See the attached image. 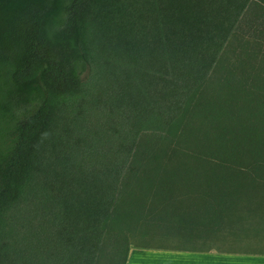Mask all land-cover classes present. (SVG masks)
<instances>
[{
	"label": "trees",
	"instance_id": "obj_1",
	"mask_svg": "<svg viewBox=\"0 0 264 264\" xmlns=\"http://www.w3.org/2000/svg\"><path fill=\"white\" fill-rule=\"evenodd\" d=\"M263 200L264 0H0V264H127Z\"/></svg>",
	"mask_w": 264,
	"mask_h": 264
},
{
	"label": "rangeland",
	"instance_id": "obj_2",
	"mask_svg": "<svg viewBox=\"0 0 264 264\" xmlns=\"http://www.w3.org/2000/svg\"><path fill=\"white\" fill-rule=\"evenodd\" d=\"M247 40L252 42L250 38ZM231 62L236 65V58L232 57ZM150 233L152 235L134 236L130 244L131 248L264 252V200L259 205L252 206V210L241 215L234 224L230 226L227 224L225 229L215 237L187 239L166 236L159 230Z\"/></svg>",
	"mask_w": 264,
	"mask_h": 264
},
{
	"label": "crops",
	"instance_id": "obj_3",
	"mask_svg": "<svg viewBox=\"0 0 264 264\" xmlns=\"http://www.w3.org/2000/svg\"><path fill=\"white\" fill-rule=\"evenodd\" d=\"M127 264H264V252L130 247Z\"/></svg>",
	"mask_w": 264,
	"mask_h": 264
}]
</instances>
